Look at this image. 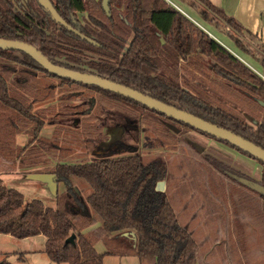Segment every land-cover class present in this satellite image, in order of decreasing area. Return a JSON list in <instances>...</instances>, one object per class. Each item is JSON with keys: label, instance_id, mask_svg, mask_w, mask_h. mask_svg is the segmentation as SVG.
I'll return each instance as SVG.
<instances>
[{"label": "trees", "instance_id": "obj_1", "mask_svg": "<svg viewBox=\"0 0 264 264\" xmlns=\"http://www.w3.org/2000/svg\"><path fill=\"white\" fill-rule=\"evenodd\" d=\"M51 1L69 25L96 45L59 27L43 10L31 5L19 9L18 0H0V39L28 44L57 66L105 78L174 105L264 149V119L257 116L264 113V80L165 0H110V16L102 7L103 0ZM199 1L204 5L200 14L203 21L207 22L213 12L237 34L244 32L207 0ZM78 13H88L89 24L83 26ZM229 37L244 52L241 40L230 33ZM15 52L0 49V58L27 72L60 79L62 85L90 87L103 103L134 117L150 113L160 120H149L155 133L169 142L176 141L173 130L163 122L175 119L119 94L57 77L29 55L18 51L21 56H16ZM1 72L0 66V103L18 115L21 126H33L36 139L45 123L34 115L29 93L12 91ZM225 92L237 101L228 100ZM226 101L231 105L241 102L251 110L256 128L234 115ZM162 127L165 131L161 133ZM258 162L264 168V163ZM213 168L264 203V196L234 180L220 166ZM165 171L164 164H145L139 156L59 163L50 174L56 175V184H63L65 191L56 192L55 207L40 200L27 201L0 178V235L22 240L46 238L45 252L55 264H104L106 256H134L153 264H197L198 243L179 223L167 194L158 188ZM78 182L90 193L83 196ZM259 183L264 186V172ZM252 213L259 217L257 211L252 209ZM221 220L219 226L227 231L230 241V223L223 222V217ZM253 220L258 224V219ZM73 235L75 244H67ZM99 242L105 245V254L97 252Z\"/></svg>", "mask_w": 264, "mask_h": 264}, {"label": "rangeland", "instance_id": "obj_2", "mask_svg": "<svg viewBox=\"0 0 264 264\" xmlns=\"http://www.w3.org/2000/svg\"><path fill=\"white\" fill-rule=\"evenodd\" d=\"M25 1L37 6V0H19L20 3ZM165 1L170 6L178 5L185 13L190 12L192 16L187 13L207 30L205 33L228 41L230 49L241 58L238 59L264 80V46L256 37L244 32L237 34L213 12H209L208 20H215L212 24L203 21L200 14L204 5L199 0ZM87 15L78 16L83 24L88 23ZM229 33L235 37L239 35L244 52L237 49ZM15 55L21 56L18 51ZM0 66L10 89L28 92L34 115L45 123L35 139L33 126H21L18 115L0 103V178L8 188L20 192L27 201L40 200L55 207V189L37 179V175L50 174L59 163L138 155L146 164L165 165L158 188L167 194L179 223L198 243L197 264H264V203L213 168L217 165L224 173L260 182L264 168L258 161L211 136L189 130L175 120L163 121L176 138L169 142L160 138L149 124V120L160 122L150 113L134 117L103 103L90 87L62 85L60 79L27 72L1 58ZM192 83L201 85L196 80ZM224 94L228 100L237 101L228 93ZM226 104L234 115L255 127L251 110L245 109L241 102L231 105L226 101ZM263 114L257 115L259 119H264ZM160 131L165 129L162 127ZM212 172L215 175H211ZM210 183L213 185H208ZM76 185L83 196L90 193L85 184L78 182ZM58 190L63 193L64 185L60 184ZM252 209L259 213L258 218ZM222 217L223 222L230 223V241L226 238L227 231L219 226ZM253 219H258V224ZM95 248L100 254L107 251L103 242L97 243ZM0 264L55 263L45 252L42 236L22 240L0 235ZM104 264L153 262L145 263L134 256H106Z\"/></svg>", "mask_w": 264, "mask_h": 264}, {"label": "water", "instance_id": "obj_3", "mask_svg": "<svg viewBox=\"0 0 264 264\" xmlns=\"http://www.w3.org/2000/svg\"><path fill=\"white\" fill-rule=\"evenodd\" d=\"M39 4L49 15H51L53 21H55L58 25L66 28L71 33L77 35L81 39L96 45V43L93 40L89 39L85 35L81 34L79 31L73 29L70 25H68L66 21H64V19L59 15V13L54 8L50 0H39ZM102 6L104 11L107 13V15H109L110 0H103ZM0 49L23 52L29 55L31 58H33L41 66L42 69L46 70L50 74H53L60 78L83 83L89 86H96L101 89L110 91L112 93L119 94L151 110L157 111L172 119L182 122L199 132L214 137L217 140L227 142L230 146L234 148H238L244 153H247L248 155L253 157L254 159L264 163V149H262L261 147L251 143L250 141L234 134L233 132L227 129L214 125L200 118H197L187 113L186 111L177 108L174 105H167L165 103H162L158 100L151 98L146 94L140 93L126 86L114 83L105 78H101L95 75L85 74L57 66L52 62H50L48 59H46L34 47L22 42L0 39ZM229 175L234 180L241 183L242 185L264 196V186H262L259 182H254L244 177H240L233 174H229ZM36 177L37 179L44 180L45 182H47L48 185L53 186L52 189L53 190L55 189V194L56 192H58V185L56 184L57 182L56 175L53 174L37 175ZM126 235H128V233ZM66 243L74 245L75 235L67 239Z\"/></svg>", "mask_w": 264, "mask_h": 264}, {"label": "crops", "instance_id": "obj_4", "mask_svg": "<svg viewBox=\"0 0 264 264\" xmlns=\"http://www.w3.org/2000/svg\"><path fill=\"white\" fill-rule=\"evenodd\" d=\"M207 1L212 6L222 11L228 18L234 19L244 29V33L256 37L259 40V42L264 46V0H207ZM171 5L172 6L174 5L175 7L174 6L173 7L175 9L180 11L184 16H186L190 21H192L201 30H203L204 32H207V30L203 29L201 27V24L198 23L199 20L197 18L194 17L193 19L191 17L192 14L190 12L187 11L191 16L187 12L185 13L184 10L180 9L178 5L174 3ZM208 35L212 39L217 41L220 45H222L224 48H226L230 53L235 55L236 58L241 59L237 55V53L233 52L230 49V46H229L230 44L228 41L223 40L222 38H217L213 34H208ZM252 125L256 127L258 124L253 120ZM59 185H58V188H59ZM46 240L47 239L45 238V243H46Z\"/></svg>", "mask_w": 264, "mask_h": 264}, {"label": "flooded vegetation", "instance_id": "obj_5", "mask_svg": "<svg viewBox=\"0 0 264 264\" xmlns=\"http://www.w3.org/2000/svg\"><path fill=\"white\" fill-rule=\"evenodd\" d=\"M50 2L53 4V6H54V8L56 9V4H55V2L54 1H51L50 0ZM103 4V3H102ZM17 5H19V9H21V10H23V8H26V9H29V7H33V8H35V10H43V11H45L41 6H40V4H39V0H37V6L35 7V6H33V5H31L28 1H25V3H20L19 2V0H18V4ZM22 7H21V6ZM31 5V6H30ZM103 7V6H102ZM57 10V9H56ZM46 12V11H45ZM57 12H58V10H57ZM47 13V12H46ZM59 13V12H58ZM110 13H111V11H110ZM48 14V13H47ZM79 14H82V13H78L77 14V16H79ZM83 14H88V13H83ZM107 14V13H106ZM60 15V14H59ZM51 16V15H50ZM61 16V15H60ZM88 16V15H87ZM108 16H110V14L108 15ZM78 19H79V17H78ZM65 21V20H64ZM79 21L81 22V20L79 19ZM55 22V21H54ZM66 23H67V21H66ZM82 23V25L83 26H85V25H87V24H89V23H87V24H83V22H81ZM68 24V23H67ZM69 25V24H68ZM71 26V25H70ZM59 27H61L60 25H59ZM72 27V26H71ZM61 28H64V27H61ZM73 28V27H72ZM64 29H66V28H64ZM74 29V28H73ZM67 30V29H66ZM75 30H77V29H75ZM69 31V30H68ZM78 31V30H77ZM70 32V31H69ZM17 80H18V78H16ZM24 83H26L25 81H23ZM130 156H138V155H130ZM123 157H127V156H123ZM123 157H117V158H123ZM141 158V157H140ZM113 159H116V158H113ZM106 160H111V159H106ZM142 160V159H141ZM93 161H104V160H93ZM93 161H91V162H93ZM143 162V161H142ZM84 163H88V162H84ZM144 163V162H143ZM151 163H158V162H151ZM146 164V163H145Z\"/></svg>", "mask_w": 264, "mask_h": 264}]
</instances>
